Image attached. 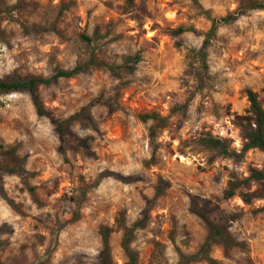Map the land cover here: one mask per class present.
Returning a JSON list of instances; mask_svg holds the SVG:
<instances>
[{
  "label": "rangeland",
  "instance_id": "obj_1",
  "mask_svg": "<svg viewBox=\"0 0 264 264\" xmlns=\"http://www.w3.org/2000/svg\"><path fill=\"white\" fill-rule=\"evenodd\" d=\"M252 1L264 0H0V79L84 66L38 93L55 120L86 110L62 137L29 92L0 95V264H99L102 227L113 263L127 264L117 220L132 227L145 210L138 264H264V199L224 198L232 179L264 170V152L233 160L199 145L209 134L240 153L246 92L264 108V10ZM146 113L168 119L154 139ZM194 200L230 241L186 261L208 237Z\"/></svg>",
  "mask_w": 264,
  "mask_h": 264
},
{
  "label": "trees",
  "instance_id": "obj_2",
  "mask_svg": "<svg viewBox=\"0 0 264 264\" xmlns=\"http://www.w3.org/2000/svg\"><path fill=\"white\" fill-rule=\"evenodd\" d=\"M130 3H133L135 0H128ZM249 10H264V1H252L248 7ZM243 11V10H242ZM229 18L223 19H211L212 27L208 33V39L204 42L203 48L200 51L203 60L207 57V47L209 44V38L215 34L217 27L221 23H228ZM188 30L185 28H178L171 32V35L174 37H179L184 35ZM86 41H90L89 38H85ZM95 58H92L89 65H97ZM206 65V63L204 62ZM106 67L109 71H114V67H110L106 64H101ZM84 70L83 67H77L71 71L58 70L56 74L51 79H44L40 77H33L24 79L21 77H17L10 80L0 79V95H10L18 92L27 91L30 93L34 106L37 110V114L39 116L48 117L55 125L58 133L65 137L68 131L73 124L83 123L84 116L86 115V110H82L81 112L71 116L66 121H58L51 117L48 112H46L44 105L42 104L41 97L38 93V88L40 86L48 85L50 83L56 82L59 79H69L76 76L78 73ZM249 108L245 112L244 115H238L235 117V125L240 131L241 139L243 141V146L240 153L235 152L228 140L222 138H216L212 135H204L199 140V145L206 150L212 151L219 156L233 159V160H241L245 153L250 150H259L264 152V108L262 107L259 98L256 93L251 90L246 92ZM138 119L147 124L149 122H153L154 126L149 128L150 138L154 139L156 134L157 127H166L167 118H162L156 113H146L140 114ZM89 127L93 128V122L88 118ZM86 120V121H87ZM6 171L14 173L16 172L14 168H4ZM105 175H113L109 172V174ZM250 184H255L257 189L251 191L248 187ZM161 192V191H160ZM159 192V193H160ZM239 193V197L245 204H251L254 200H263L264 199V170H255L250 176L244 180H238L236 178L232 179L229 182L228 188L224 193V198L229 200L234 198L237 193ZM192 212L197 215L206 225L208 230V237L198 251V253L189 258H183L186 261H197L202 259L209 258V252L212 246L217 244L226 245L227 242L230 241V238L224 237L223 230L218 227L208 216V214L200 209L197 204L194 203L192 205ZM148 219V211L145 210L143 213V217L141 220L136 222L132 227H128L124 218H120L117 220V225L124 231V237L122 242V249L127 258V264H138L137 256L133 252L131 245L134 239V235L138 230H142L145 228L146 222ZM112 230L109 227H102L100 229V235L102 238V250L99 254V264H114L111 248H110V235Z\"/></svg>",
  "mask_w": 264,
  "mask_h": 264
}]
</instances>
